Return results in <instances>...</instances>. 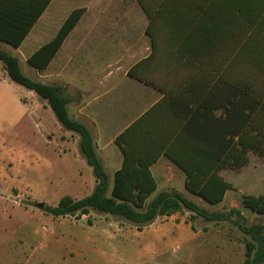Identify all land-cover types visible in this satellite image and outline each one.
I'll use <instances>...</instances> for the list:
<instances>
[{"label": "trees", "instance_id": "1", "mask_svg": "<svg viewBox=\"0 0 264 264\" xmlns=\"http://www.w3.org/2000/svg\"><path fill=\"white\" fill-rule=\"evenodd\" d=\"M51 0H0V43L17 49ZM147 19L149 55L127 75L161 98L117 135L122 154L111 190L87 128L69 118L64 90L26 77L18 60L0 50V63L14 84L46 102L65 131L79 137V150L96 186L79 200L44 206L55 217L90 211L121 218L138 230L183 208L218 221L178 192H155L150 166L165 156L185 174V190L209 205L221 203L232 185L220 175L239 169L246 152L264 156V0H136ZM85 8L72 10L51 41L26 60L41 71L76 26ZM241 205L264 215V194L244 195ZM235 227L246 237L241 264H264V226Z\"/></svg>", "mask_w": 264, "mask_h": 264}, {"label": "rangeland", "instance_id": "2", "mask_svg": "<svg viewBox=\"0 0 264 264\" xmlns=\"http://www.w3.org/2000/svg\"><path fill=\"white\" fill-rule=\"evenodd\" d=\"M65 3L62 14L87 6L92 15L105 7L104 14L113 25L142 28L147 23L136 0H66ZM0 50L16 57L22 73L37 81L36 73L22 58L28 53L26 44L16 50L0 43ZM12 85L16 88L4 89L9 99L7 111H17L18 97L27 98L30 108L35 106L28 90ZM38 118L41 123L26 118L12 124L0 105V264H241L244 261V244L248 238L235 224L264 226V215L254 214L241 205L244 195L264 194V156L247 151L244 166L220 171L221 177L232 185L221 204L209 205L188 192L180 193L218 221L209 222L179 208L171 215L177 217V223L190 224L199 231L197 249L162 251L153 260L140 252L142 239L137 238V232L145 228L138 230L121 218L93 211L86 216L55 217L35 207V204L56 207L64 197L84 198L90 193L80 190L84 182V187L90 189V175L82 170L81 181L74 176L71 141L61 139L65 130L50 118ZM158 193L161 192H154L146 203ZM164 219L165 216H160L157 222L163 223Z\"/></svg>", "mask_w": 264, "mask_h": 264}, {"label": "crops", "instance_id": "3", "mask_svg": "<svg viewBox=\"0 0 264 264\" xmlns=\"http://www.w3.org/2000/svg\"><path fill=\"white\" fill-rule=\"evenodd\" d=\"M65 1L51 0L38 19L40 21L38 29L35 27L37 21L17 48L26 44L28 53L22 56L25 62L55 36L70 13L62 14ZM85 7L84 14L45 69L37 71L27 62L26 64L36 73L37 82L63 88L68 116L82 123L90 133L97 158L108 177L110 192L115 172L122 164L121 151L114 144L115 137L154 106L161 98V94L127 75L128 69L146 58L151 51L150 39L145 34L147 23L142 28L133 25H113L104 14L105 7L92 15L89 8ZM142 14L145 17L143 12ZM12 84L14 83L8 79L0 63V105L3 106L10 123L14 124L26 118L36 119L37 123H41L38 117L50 118L53 123L57 122L46 102L38 99L31 91L27 94L34 100L35 106L30 108L27 105L29 102L27 98L18 97L20 107L17 111H7L5 107L9 106V99L4 89L16 88ZM64 132L66 133L61 139L63 142L70 140L72 144L74 176L81 181L83 172L90 175L88 182L90 189L84 187L85 182L80 188L82 191H89L90 193L86 195L88 196L96 186L92 170L80 153L79 137L72 132ZM150 172L156 183L155 192H187L184 187L185 174L165 156H160L150 166ZM231 190L226 192L222 202ZM165 218L163 223L157 222L156 218L150 225L144 227V231L137 232V238L142 239L140 252L156 260V255L162 251L175 253L183 247L195 251L199 231H195L190 224L177 223L175 215Z\"/></svg>", "mask_w": 264, "mask_h": 264}, {"label": "water", "instance_id": "4", "mask_svg": "<svg viewBox=\"0 0 264 264\" xmlns=\"http://www.w3.org/2000/svg\"><path fill=\"white\" fill-rule=\"evenodd\" d=\"M35 207L42 211L44 209V204H35Z\"/></svg>", "mask_w": 264, "mask_h": 264}]
</instances>
